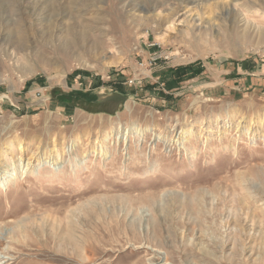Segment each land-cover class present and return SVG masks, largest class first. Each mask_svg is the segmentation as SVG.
I'll return each instance as SVG.
<instances>
[{
	"label": "rangeland",
	"instance_id": "1",
	"mask_svg": "<svg viewBox=\"0 0 264 264\" xmlns=\"http://www.w3.org/2000/svg\"><path fill=\"white\" fill-rule=\"evenodd\" d=\"M263 28L264 0H0V264H264Z\"/></svg>",
	"mask_w": 264,
	"mask_h": 264
},
{
	"label": "bare ground",
	"instance_id": "2",
	"mask_svg": "<svg viewBox=\"0 0 264 264\" xmlns=\"http://www.w3.org/2000/svg\"><path fill=\"white\" fill-rule=\"evenodd\" d=\"M259 29V28H258ZM255 30H257V29H255ZM262 31V30H261ZM263 31H264V28H263ZM255 32V31H254ZM260 32V31H259ZM257 33V32H256ZM263 33V32H262ZM255 34V33H254ZM259 37V36H258ZM65 48V47H64ZM229 119L231 118V114L230 113H228V116H227ZM149 129L148 128H144V127H140V126H132V127H126V128H124L123 126H120V127H116V128H114L113 129V131H112V134L114 135V138H117V140H122L123 139V137H125V136H128V135H134V136H137L138 138H141V137H143L144 136V134L148 131ZM188 135V134H187ZM190 135H193L192 134V132H190ZM117 136V137H116ZM184 136V131H182L181 133H180V135L178 136V140H177V143L178 142H181V139H183L182 137ZM192 137V136H191ZM127 138V137H126ZM13 148L14 147H11L10 149H8V154H9V152H11V151H13ZM17 149L19 150V151H23V148H22V144L20 143V144H18V146H17ZM56 153L60 156V154H59V150L58 151H56ZM86 157V156H85ZM83 159L84 158H82L81 159V161H83ZM19 160L20 161H22V156L19 158ZM86 160V159H85ZM81 163V162H80ZM28 167H29V163L28 164H26V172L28 171ZM24 169V168H23ZM25 174V173H24ZM0 184H1V182H0ZM3 187H6V183L5 182H3V184H2V188ZM7 262H5V263H3V264H6Z\"/></svg>",
	"mask_w": 264,
	"mask_h": 264
}]
</instances>
